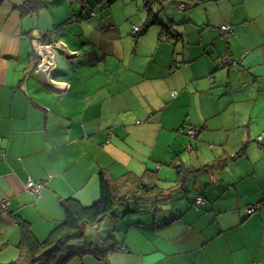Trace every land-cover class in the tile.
<instances>
[{"label": "crops", "instance_id": "0c3cea01", "mask_svg": "<svg viewBox=\"0 0 264 264\" xmlns=\"http://www.w3.org/2000/svg\"><path fill=\"white\" fill-rule=\"evenodd\" d=\"M26 1L0 0V263L18 257L17 219L44 242L61 201L92 205L104 174L173 193L116 208L66 264H264V0L155 6L158 22L176 14L141 35L147 16L115 0H43L23 15Z\"/></svg>", "mask_w": 264, "mask_h": 264}, {"label": "trees", "instance_id": "16d2710c", "mask_svg": "<svg viewBox=\"0 0 264 264\" xmlns=\"http://www.w3.org/2000/svg\"><path fill=\"white\" fill-rule=\"evenodd\" d=\"M76 1L81 5H84L86 2V0ZM109 1L112 2L114 0ZM153 4H157L160 9H164L166 4L173 6L183 5L184 10L192 6V3L185 1L144 0V9L147 11V17L143 28L138 31L140 35L149 27L159 24L158 16H153L152 14L151 6ZM43 6V0H27L24 5L18 8V10L23 15L37 14ZM221 32L223 31L221 30ZM235 158L236 156L219 162L220 168L224 167L228 160ZM178 169L179 168H177V170ZM178 174V186L179 189H183L184 178H182V176L180 178V170H178ZM145 177L146 176H130L124 177L120 180L111 181L107 179L104 174H100V195L98 200L87 207L83 206L75 199L62 200L61 207L65 214V219L53 230L44 242H38L34 238L28 223L17 219V225L20 231V242L17 247L18 257L16 260L5 264H66L67 261L75 255V253L69 254L71 253V248L77 247L74 243L81 241L88 229L98 231L103 220L114 215L113 211L115 210L116 205L128 201L133 203L157 202L159 201L158 199L163 198L164 196H169L173 193L169 192L165 195L164 191H160L155 184ZM4 247L5 246L0 245V252ZM83 253L85 252H81L80 254Z\"/></svg>", "mask_w": 264, "mask_h": 264}, {"label": "built area", "instance_id": "2783aa9c", "mask_svg": "<svg viewBox=\"0 0 264 264\" xmlns=\"http://www.w3.org/2000/svg\"><path fill=\"white\" fill-rule=\"evenodd\" d=\"M179 9L182 11L184 10V6L183 5H180L179 6ZM94 14H92L93 16ZM231 28L227 27V26H223L221 27V30L223 32H227L229 31ZM139 31V28L138 27H133L132 28V32L134 35H136ZM38 45V52H37V55H36V68H38V70H40L41 72L43 73H47V74H51L53 69H54V64H53V61L50 59L49 55H47V53L43 50V48L45 47L44 44H37ZM174 95V93H173ZM187 135L191 138V139H194L195 138V135H196V130L195 129H188L187 130ZM262 136H259V139H261ZM26 189L31 192L32 194L34 195H39L42 190L44 189V185L43 184H39V183H34V182H28L26 184ZM8 199H3L0 201V209L2 210H7V206H8ZM205 201L203 199V197H198L196 198L195 200V207L196 209H198L200 206L204 205ZM262 207L261 204H258L254 207H249L247 210H246V216H251L253 213L257 212L258 210H260Z\"/></svg>", "mask_w": 264, "mask_h": 264}, {"label": "rangeland", "instance_id": "374dc122", "mask_svg": "<svg viewBox=\"0 0 264 264\" xmlns=\"http://www.w3.org/2000/svg\"><path fill=\"white\" fill-rule=\"evenodd\" d=\"M114 4H115V6H114L115 10L118 9V11H119L118 13L119 14H122L125 11V8H129V9H132V11H130V12L132 13L133 18L136 19V20L137 19H141V18L143 20L144 17L147 16V11H146V9H144V0H115L113 2V5ZM155 6H158V5L157 4H153L151 6V9L154 10L156 8ZM172 12H174V14H172ZM175 14H176V12L174 11L173 7L167 8L164 11V13H160L159 14V23L161 25H163L164 27H167L166 26V19L168 17H172V15H175ZM154 15H156V13H154ZM56 63H58V65H59V56H58V54L56 56ZM133 204L134 203H132V202H129V204L128 203H122L120 205L118 204V205H116L117 209L116 208L115 209L118 210L119 215H122L123 210H121V209H125L126 207L133 206ZM7 208H8V206H7ZM7 210H4V211H7ZM108 218H110V216ZM106 224H107V221H106ZM106 235L107 234H105L103 237H105ZM90 238H91L90 235H88V239H90ZM110 238H111V236H110ZM74 244L78 245V243H74Z\"/></svg>", "mask_w": 264, "mask_h": 264}]
</instances>
